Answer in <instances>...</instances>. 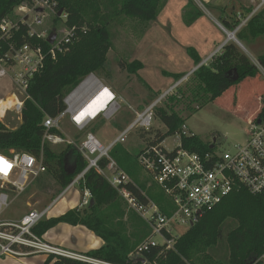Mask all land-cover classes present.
<instances>
[{"label": "trees", "instance_id": "obj_1", "mask_svg": "<svg viewBox=\"0 0 264 264\" xmlns=\"http://www.w3.org/2000/svg\"><path fill=\"white\" fill-rule=\"evenodd\" d=\"M55 1L56 10L61 9L68 14L65 25L76 27V37L67 45V50L57 54L54 59L46 56L43 65L29 80L20 124L10 129L0 121V152L14 149L35 156L42 152L45 172L39 176L41 189L52 186L49 179L53 178L60 187L58 195L86 168L87 161L73 144H65L66 146L58 151L53 150L48 144L42 146L44 118L61 113L66 108L65 97L86 75L96 74L102 69L112 45L110 23L115 17L124 15L145 21L154 20L163 0ZM28 2L30 0H0V22L4 18L16 21L14 8ZM188 3L194 5L193 0H188ZM204 5L208 8V5L205 3ZM219 11L220 24L226 30L233 31L240 23L238 16H227L223 8ZM251 11L252 8H246V13L242 16H247ZM202 14L201 10H197L194 15H189V20L192 21ZM53 19L54 22H60L57 15ZM82 27H85V32L80 31ZM235 35L239 41L243 38L254 40L264 37V9L253 14ZM9 43L38 46L43 53L51 47L49 42L42 38L28 36L26 25L21 23L11 30L8 39L1 42L3 51L7 49ZM186 52L194 66L201 62L202 58L195 48L189 46ZM257 60L264 69V52L257 56ZM139 67V62L127 65L130 72H136ZM258 73L259 69L246 54L234 43H226L208 63L197 67L191 76L196 82L198 94L204 101L209 102L246 78H256ZM184 75L185 73L172 74L175 81ZM170 100L172 101L173 97H170ZM154 116L167 129L163 135L157 136L154 142L180 132L185 122L172 106L167 109L156 108ZM263 116L264 94L258 112V117ZM50 132L61 134L57 129H51ZM181 144L190 151L204 153L211 150L210 146L195 134L181 135ZM110 156L129 176L131 181L125 184V187L139 202L144 203L150 199L163 213L171 214L174 206L166 205L163 197H149L143 189L144 182L138 184L132 178L134 164L137 162L136 156L133 162L128 151L118 144L112 147ZM106 163V159L99 161L100 167H104ZM78 186L80 191H89L93 203L90 205L89 200L82 209L73 208L60 216L42 219L33 229L37 235L41 236L59 222L83 225L103 240L98 249L91 250L86 255L108 264H264V191L252 194L241 187L227 195L216 206L206 210L194 225L186 227L181 235L173 239L170 247L159 244L134 256L136 248L150 236L148 224L136 213L132 215L127 213V217L124 218L126 212L121 206L122 199L117 190L96 169H88ZM230 219L234 220L231 221L233 227L225 231L226 223ZM222 230L224 232L229 230L226 233L227 253L221 257H216V254L215 259L207 251L217 247ZM164 234L168 239L172 238L169 233ZM45 263L94 264L53 256H48Z\"/></svg>", "mask_w": 264, "mask_h": 264}, {"label": "built area", "instance_id": "obj_2", "mask_svg": "<svg viewBox=\"0 0 264 264\" xmlns=\"http://www.w3.org/2000/svg\"><path fill=\"white\" fill-rule=\"evenodd\" d=\"M261 7H264V0H258V4L247 16L237 15L240 23L234 28L235 32L245 26L248 19ZM45 10L57 15L63 23L62 36L49 43L51 47L46 53H43L40 47H32L29 44L9 43L7 49L2 50L1 42L9 38L11 30L16 28L18 23L26 25L28 36L47 41L45 32H38L35 29V26L43 25ZM14 15L16 21L4 18L0 22V78L9 77L19 92L21 97L13 93L15 101L9 107L21 115L24 100L27 98L29 80L43 65L46 56L54 59L57 54L67 50V45L76 37V27L65 25L68 14L62 10L58 15L55 0H30L16 6ZM29 18L32 20L29 21ZM80 31L85 32V27ZM74 92H78L77 96L68 100ZM168 92L166 91L164 95ZM159 101L160 98L151 102L143 111L136 113L133 121L106 145L90 131L85 132L78 142L68 140L60 131V122L65 116H68V121L78 132H83L92 121L99 118L110 120L121 108L119 96L111 87L90 73L65 97L66 108L58 115L46 116L43 120L45 131L42 135V146L73 144L87 161L86 168L77 174L55 199L75 184L79 185L88 169H96L150 227V236L136 248L135 254L138 255L151 246L159 245L151 240L153 235H159L164 239L163 244L170 247L175 238L172 234L175 226L194 225L206 210L219 204L231 192L241 187L252 194L264 191V116L258 117V111L247 121L246 140L242 144H236L231 151H218L214 149L213 144L210 145L211 150L204 153L190 151L181 144V135H192L186 133L185 125L180 132L174 134L178 135V144L171 149L167 148L164 139L145 143L136 155L137 162L160 185L174 208L171 214L166 215L150 199L144 203L139 202L125 187L131 180L110 156V151L116 144L123 143L134 128L147 131L151 127L154 109ZM85 103L94 109L95 118L84 120L78 118V112ZM6 109L2 108V111ZM51 129H57L61 134L52 133ZM0 157L11 165L7 172L0 171V258L45 254L94 264H108L86 254L53 245L37 235L33 229L45 218L50 206L41 210L31 209L17 219L3 218V214L13 201L11 192L16 195L24 192L35 178L45 172V165L42 152L35 156L10 149L7 152H0ZM102 159L107 161L104 167L99 165ZM84 195L82 204L86 206L90 200L89 191L86 190ZM164 232L169 233L172 238L168 239Z\"/></svg>", "mask_w": 264, "mask_h": 264}, {"label": "rangeland", "instance_id": "obj_3", "mask_svg": "<svg viewBox=\"0 0 264 264\" xmlns=\"http://www.w3.org/2000/svg\"><path fill=\"white\" fill-rule=\"evenodd\" d=\"M193 2L192 6L188 0H163L156 18L151 21L124 15L112 20L110 23L111 48L107 52L105 64L98 72L99 74H93L109 87L112 85L116 88L121 108L110 120L99 118L92 121L83 132H78L68 121V116H65L61 119L60 131L66 139L78 142L85 132L90 131L102 144L106 145L133 121L136 113L143 111L151 102L160 98L156 108L167 109L172 106L173 110L185 119L187 134L197 135L209 146L213 144L214 149L218 151H231L236 144H242L246 140L248 124L245 114L258 107L261 103L259 98L264 94V69L257 60V56L264 52V37L254 40L243 38L239 41L235 35L236 31L234 36L243 47L233 39L227 41V43H234L241 52L246 54L259 69V73L256 78H246L209 102L204 101L196 90V82L190 74L194 69V63L186 49L189 46L197 51L199 49L202 60L205 64L208 63L218 51L207 56L209 50L216 49V45L220 46L227 36L225 28L218 21L219 9H225L227 16H242L246 13V8L253 10L258 0H193ZM204 3L208 5V8ZM262 9L264 7L260 8ZM197 10H201L203 14L192 21L189 20V15H194ZM45 14L43 25L35 26V29L38 32H45L47 39L61 37L62 21L54 22L55 14L50 10H45ZM132 62L140 63L136 72H130L127 69V65ZM174 73H185V75L175 81L172 76ZM166 91L169 92L164 95ZM10 93L21 97L10 78H0V99L4 100L8 97L14 99ZM170 97H173L172 101ZM12 105H5L7 109L0 118V121L10 129L18 126L21 121V116L9 107ZM166 130L161 121L154 116L151 127L147 131L134 128L127 135L126 140L118 145L128 151L134 162L139 149L150 140L154 141L157 136L163 135ZM164 143L168 149L173 148L178 144V135L167 136ZM65 146L63 143L51 145V148L58 151ZM132 178L138 184L144 182L143 189L149 197H163L166 205L173 206L160 185L136 161ZM49 182L52 186L41 189L40 177H37L21 194L16 195L11 192L13 201L3 214V218L17 219L31 209L41 210L48 206L60 190L53 178H50ZM79 190L78 184H75L66 195H74ZM123 201L122 199L120 202L125 208L124 218L127 217V213L131 215L136 213ZM231 221L234 222L230 219L226 223L225 231L233 227ZM185 230V226L177 225L172 234L177 237ZM227 232L222 230L217 247L207 251L211 257L215 258L216 254V257L226 255ZM151 240L158 244L164 243V239L159 235H153ZM137 255L134 254V256ZM222 260L225 259L222 257Z\"/></svg>", "mask_w": 264, "mask_h": 264}, {"label": "crops", "instance_id": "obj_4", "mask_svg": "<svg viewBox=\"0 0 264 264\" xmlns=\"http://www.w3.org/2000/svg\"><path fill=\"white\" fill-rule=\"evenodd\" d=\"M218 48L219 46L216 45V49L209 50L207 56L212 54V52L217 51ZM219 51L220 50H218L217 53ZM198 52L200 53L199 49ZM199 55L203 59L201 53ZM110 87L119 96V93L117 92L116 88L113 87L112 85H110ZM10 94H12L13 96V93ZM1 100L3 101V99H0V103L2 102ZM259 101H261V98H259ZM260 106L261 103H259L256 109L249 110L246 112L245 118H247V121L251 119L259 111ZM3 115L4 112L1 109L0 118H2ZM67 192H69V190ZM85 192L86 190L84 191L79 190L74 195H66V193H64L56 199L53 198L52 202L48 205L50 207L47 212L48 214L45 216V218L48 219V218L60 216L69 209L84 208L85 206L82 204V201L83 198L85 197L84 195ZM55 197H57V195ZM41 237L53 245L80 254H86L91 250L98 249L103 244V240L97 235H95L91 230L87 229L85 226L80 224L73 225L65 222H59L56 225L52 226L45 233H43ZM47 257L48 256L45 254H30L22 257H1L0 264H46L45 261Z\"/></svg>", "mask_w": 264, "mask_h": 264}, {"label": "bare ground", "instance_id": "obj_5", "mask_svg": "<svg viewBox=\"0 0 264 264\" xmlns=\"http://www.w3.org/2000/svg\"><path fill=\"white\" fill-rule=\"evenodd\" d=\"M239 44V42H238ZM78 92H74L69 98H75L77 96ZM90 101V100H88ZM14 103V99H10L9 97L4 99L1 103H0V113H1V109L5 107V105L7 106L8 104H13ZM88 103V102H87ZM87 103H85L80 111L78 112V118H81V120H84L85 118H95V111L93 108H91V105H87Z\"/></svg>", "mask_w": 264, "mask_h": 264}, {"label": "water", "instance_id": "obj_6", "mask_svg": "<svg viewBox=\"0 0 264 264\" xmlns=\"http://www.w3.org/2000/svg\"><path fill=\"white\" fill-rule=\"evenodd\" d=\"M61 9L58 11V15H60L61 14ZM225 30V32H226V39H225V41L219 46V48L217 49V50H219V49H221L226 43H227V41L228 40H231V39H233V40H235L237 43L239 42L236 38H235V36H234V34H235V29L233 30V31H226V29H224ZM53 35V34H52ZM54 36V35H53ZM49 43H51L52 41H53V39L52 38H49L48 40H47ZM240 44V43H239ZM204 63V61H201L198 65H196L195 67H194V69L192 70V72L197 68V67H199L201 64H203ZM192 72H190V74L192 73ZM234 77H236V75L234 76ZM260 122V118H258L257 119V123H259ZM211 147V146H210ZM93 203V200L91 199L90 200V205Z\"/></svg>", "mask_w": 264, "mask_h": 264}, {"label": "snow or ice", "instance_id": "obj_7", "mask_svg": "<svg viewBox=\"0 0 264 264\" xmlns=\"http://www.w3.org/2000/svg\"><path fill=\"white\" fill-rule=\"evenodd\" d=\"M11 165L3 157H0V171L7 172Z\"/></svg>", "mask_w": 264, "mask_h": 264}]
</instances>
